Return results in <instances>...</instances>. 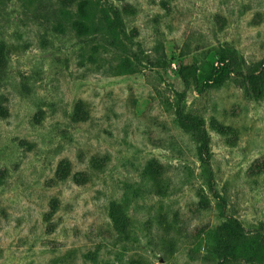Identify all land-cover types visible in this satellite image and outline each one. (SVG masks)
<instances>
[{
  "label": "rangeland",
  "instance_id": "374dc122",
  "mask_svg": "<svg viewBox=\"0 0 264 264\" xmlns=\"http://www.w3.org/2000/svg\"><path fill=\"white\" fill-rule=\"evenodd\" d=\"M93 1L83 27L78 2L0 0V264H247L213 247L230 219L264 238V90L245 85L264 0ZM180 102L211 137L212 190ZM113 204L132 224L97 240Z\"/></svg>",
  "mask_w": 264,
  "mask_h": 264
},
{
  "label": "trees",
  "instance_id": "16d2710c",
  "mask_svg": "<svg viewBox=\"0 0 264 264\" xmlns=\"http://www.w3.org/2000/svg\"><path fill=\"white\" fill-rule=\"evenodd\" d=\"M60 2L63 7H68L78 2L80 7V15L82 17V21L79 23L80 26L83 25V27L86 26V22L92 20L94 14L93 11L98 9L97 3L93 0H60ZM92 9L93 11L91 13L90 10ZM111 13L114 18L112 17ZM101 14V19L106 23L112 24V27H115V23L122 21L120 11L112 6L108 9L102 8ZM2 60V56L0 55V61ZM220 61V66L218 68H214L212 73L215 85L223 84L227 81L230 75L229 70L235 64V56L228 54L226 56H222ZM258 68H260V66H258L256 70L248 73L245 81V85L256 97L261 96L264 90V75H257L259 72ZM77 112L79 114H84L86 112L84 103L79 104ZM177 123L183 133L190 136L194 141L197 142L200 156L202 158L204 156L203 165L206 174H208V186L209 189L212 190L213 175L210 165L211 137L208 130L206 129V124L203 117L198 114H189L186 111L185 106L180 102L178 105ZM217 126L220 132L226 131V128L222 124L218 123ZM164 170L165 169L163 166H159V169L157 168V175H154L155 170L150 171L149 175L151 176V181L155 187L157 186L159 188L160 186H164ZM160 173L162 174L160 175ZM200 200L203 202V204H205L206 208L210 207V202L207 196L204 194H202V196L200 195ZM109 218L110 222L104 224L103 227L98 228L96 225L93 226L90 231L91 234H94L97 240L100 239L97 237L96 232L102 234L104 238H102V240L104 241L112 240L115 236L121 239L125 238L128 228L130 224H132L131 218L127 214L126 209L119 204H113L110 206ZM227 223V225L230 227L229 229L226 226H221L217 230L221 236V241L219 244L213 247L214 254L220 256V258H224L225 260L238 259L244 261L247 264H264V238L247 237L244 234L241 223L235 219H230Z\"/></svg>",
  "mask_w": 264,
  "mask_h": 264
}]
</instances>
